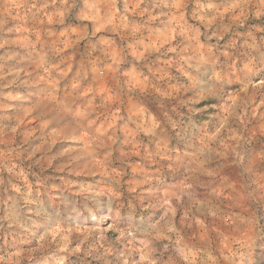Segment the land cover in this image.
I'll use <instances>...</instances> for the list:
<instances>
[{
	"label": "rangeland",
	"instance_id": "1",
	"mask_svg": "<svg viewBox=\"0 0 264 264\" xmlns=\"http://www.w3.org/2000/svg\"><path fill=\"white\" fill-rule=\"evenodd\" d=\"M0 264H264V0H0Z\"/></svg>",
	"mask_w": 264,
	"mask_h": 264
}]
</instances>
